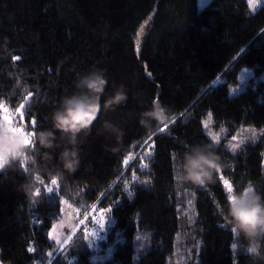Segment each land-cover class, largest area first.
Segmentation results:
<instances>
[{"label":"trees","instance_id":"1","mask_svg":"<svg viewBox=\"0 0 264 264\" xmlns=\"http://www.w3.org/2000/svg\"><path fill=\"white\" fill-rule=\"evenodd\" d=\"M263 34L264 4L251 14L247 0H210L202 8L197 0H0V117L2 110L20 109L27 131L49 127L47 117L72 91L76 75L93 67L106 70V94L123 85L128 95L101 117L124 129L122 140L94 129L81 145L76 172L41 173L36 203L20 189L23 171L0 173V262L45 264L63 202L80 216L106 210L111 230L124 240L109 260L93 263V251L75 237L49 264H178L179 250L186 257L181 264H252L217 211L228 201L219 173L214 184L194 187L178 185L175 171L187 145L212 143L207 121L229 133L264 130V81L238 95L228 92L242 69L264 74ZM12 64L30 97L6 95ZM221 77L225 82L215 85ZM155 103L167 107L170 121L149 137L138 117ZM146 145L144 170L138 166ZM215 147L234 192L252 185L264 194V135L235 154ZM38 163L58 166L55 158ZM131 174L137 180L130 185ZM68 186L76 191L69 194Z\"/></svg>","mask_w":264,"mask_h":264},{"label":"clouds","instance_id":"2","mask_svg":"<svg viewBox=\"0 0 264 264\" xmlns=\"http://www.w3.org/2000/svg\"><path fill=\"white\" fill-rule=\"evenodd\" d=\"M6 76L12 81L7 96L19 93L22 98H28L32 95L29 85L15 71L14 64L7 70ZM108 83L106 70L100 67L77 74L72 91L59 100L47 117L50 125L47 128L21 134L6 121L0 122V173L9 169L23 171L27 179L20 189L30 202H37L35 193L38 185L44 183L41 173L63 178L65 174L78 170L81 145L94 129L96 135L117 142L124 137L125 131L118 123L101 119L115 112L128 99L123 85L106 94ZM169 121L168 109L160 103L151 105L138 117L139 125L149 137L159 134ZM54 158L58 162L54 168L41 167L38 163L39 159L52 161ZM225 167L227 164L213 143H193L186 146L177 161L175 181L178 185L206 187L215 183L217 174ZM67 191L72 194L76 188L68 186ZM217 211L232 233L243 242L244 251L252 264H264V194L248 185L233 193L226 206L217 205Z\"/></svg>","mask_w":264,"mask_h":264},{"label":"rangeland","instance_id":"3","mask_svg":"<svg viewBox=\"0 0 264 264\" xmlns=\"http://www.w3.org/2000/svg\"><path fill=\"white\" fill-rule=\"evenodd\" d=\"M210 0H197V6L202 8ZM249 11L251 14H254L259 6L264 4V0H254L250 5L249 0H247ZM264 38V34L262 35ZM264 81V74H255L252 69H242L236 78L235 84L228 85V92L230 95H238L241 93L247 86H252L257 82ZM224 78H218L215 80V85L224 83ZM0 122L4 121V116L7 115L11 120V125L15 128H20L24 130V133H31L27 131L24 126L26 125L24 117L19 110L15 112H9L6 110L1 111ZM16 131L20 132L19 129ZM204 131L207 137L211 140L214 145H223L224 149L231 154H235L240 151L245 144V142H255L264 135V130H257L253 127H241L234 132L229 133L227 128H219L213 126L210 121L205 122ZM21 133V132H20ZM23 134V133H21ZM27 139V138H26ZM25 139V141H26ZM243 141V143H241ZM150 145H146V148L142 150L141 156L139 157V168L146 169L144 166L146 159L150 156ZM263 170H264V152H263ZM222 177V179H221ZM219 178L223 189L227 194V198L231 196L234 192L233 186L230 180L224 177L221 172L219 173ZM132 174L128 179V183L131 185L136 182ZM224 181L228 183L225 184ZM231 189V190H230ZM53 191V190H52ZM61 213L54 225L49 232V238L54 244V249L48 255V259L45 264H49L58 254L63 253L67 250V245L75 237L79 241H83L87 244V247L93 251L91 259L93 263H103L106 260H109L112 257V253L115 249L120 247L123 244V237L120 235V232H113L111 230L112 223L107 214L106 210H97L89 214V216H80L77 211H75L68 204L62 202ZM191 207L189 206V209ZM103 214V216L101 215ZM190 215V210H189ZM191 216V215H190ZM101 224H103L101 226ZM143 242V239H142ZM146 241H144L145 243ZM183 247V245H182ZM177 258L184 259L183 261H177ZM184 255L178 251L176 254V262L181 264L186 261ZM172 264V259L169 260ZM0 264H3L0 262ZM176 264V263H174Z\"/></svg>","mask_w":264,"mask_h":264},{"label":"snow or ice","instance_id":"4","mask_svg":"<svg viewBox=\"0 0 264 264\" xmlns=\"http://www.w3.org/2000/svg\"><path fill=\"white\" fill-rule=\"evenodd\" d=\"M253 2H254V0H249V4H250V5H251ZM140 31L143 32V27H141ZM16 59H18V58H16ZM4 121H6L8 124H11V120H10V118H9L7 115L4 116ZM32 123L35 124V120H33ZM17 129H19V131H20L21 133L25 134L23 129H20V128H14L13 130L16 131ZM25 142L28 143L29 141L26 139ZM146 143H147V142H146ZM241 143H243V141H241ZM149 154H150V153H149ZM124 163H125V164H128V160L125 159V160H124ZM145 167H146V165H145ZM221 179H222V177H221ZM51 183H52L53 185H56V184H57V180H56V179H52ZM224 183L227 184L228 182H227V181H224ZM230 190H231V189H230ZM47 192H48V193H52V189H51V188L47 189ZM35 195H36V196H39V195H40V191H37V192L35 193ZM131 195H132V193L129 192V196H131ZM230 198H231V196L228 197V199H230ZM101 215L103 216V214H101ZM102 225H103V224H101V226H102ZM233 247H235V245H233ZM29 251H32V249H29Z\"/></svg>","mask_w":264,"mask_h":264}]
</instances>
